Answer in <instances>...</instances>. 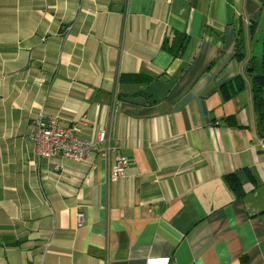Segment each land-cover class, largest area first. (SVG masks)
Here are the masks:
<instances>
[{
    "label": "crops",
    "instance_id": "obj_1",
    "mask_svg": "<svg viewBox=\"0 0 264 264\" xmlns=\"http://www.w3.org/2000/svg\"><path fill=\"white\" fill-rule=\"evenodd\" d=\"M263 14L260 0H0V264H264L254 52L234 55ZM169 29L188 36L177 57ZM39 113L106 130L109 160L37 155ZM245 168L256 183L236 195L224 175Z\"/></svg>",
    "mask_w": 264,
    "mask_h": 264
},
{
    "label": "built area",
    "instance_id": "obj_2",
    "mask_svg": "<svg viewBox=\"0 0 264 264\" xmlns=\"http://www.w3.org/2000/svg\"><path fill=\"white\" fill-rule=\"evenodd\" d=\"M116 99L117 95L114 89L113 102ZM85 125L87 122L80 119L74 124L63 126L56 116H45L39 113L32 121V129L28 138L34 144L35 151L39 156L52 157L58 155L70 160L85 161L93 153L99 152L108 161L111 149L108 132L99 130L96 132L95 138H84L79 135V131ZM129 162L127 156L118 155L108 172V179L123 177ZM59 167L61 166L55 165V168Z\"/></svg>",
    "mask_w": 264,
    "mask_h": 264
},
{
    "label": "trees",
    "instance_id": "obj_3",
    "mask_svg": "<svg viewBox=\"0 0 264 264\" xmlns=\"http://www.w3.org/2000/svg\"><path fill=\"white\" fill-rule=\"evenodd\" d=\"M264 3V0H260ZM264 21V14H263ZM261 36V51L257 55L252 53L246 63V69L252 68L253 71L247 72L246 75L250 77V91L252 96V105L255 115V129L257 136L264 142V26L262 27ZM172 35V43L168 44L166 41V46L172 52L173 56L177 57L183 51L188 36L185 32H181L175 29H169L168 33ZM243 38H241L238 33L235 37V57L238 60L243 59ZM144 75L141 73L129 74L128 78L134 82L142 81ZM149 78L150 76H146ZM245 88V79L242 75L237 74L231 78L228 82H225L220 90L224 98H229L232 95L242 91ZM226 120L231 121V124H235L233 115L226 117ZM243 173V175H241ZM248 178L253 183H256L254 174L248 169H242L237 172H231L224 175V180L226 184L233 190L236 195H242V184L245 178Z\"/></svg>",
    "mask_w": 264,
    "mask_h": 264
},
{
    "label": "rangeland",
    "instance_id": "obj_4",
    "mask_svg": "<svg viewBox=\"0 0 264 264\" xmlns=\"http://www.w3.org/2000/svg\"><path fill=\"white\" fill-rule=\"evenodd\" d=\"M264 26V21L261 20L259 22L258 30L255 32L254 37L249 40L247 38L243 39V42L245 43V51L248 54L250 51L251 53L254 52L255 54L259 55L261 51V36H262V27ZM252 33V31H251ZM247 56V55H246Z\"/></svg>",
    "mask_w": 264,
    "mask_h": 264
},
{
    "label": "water",
    "instance_id": "obj_5",
    "mask_svg": "<svg viewBox=\"0 0 264 264\" xmlns=\"http://www.w3.org/2000/svg\"><path fill=\"white\" fill-rule=\"evenodd\" d=\"M247 72H251L253 71L252 68H247L246 69ZM124 100L130 101V102H134V103H142L143 102V98L142 97H135V96H126L123 97Z\"/></svg>",
    "mask_w": 264,
    "mask_h": 264
}]
</instances>
